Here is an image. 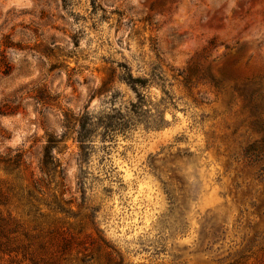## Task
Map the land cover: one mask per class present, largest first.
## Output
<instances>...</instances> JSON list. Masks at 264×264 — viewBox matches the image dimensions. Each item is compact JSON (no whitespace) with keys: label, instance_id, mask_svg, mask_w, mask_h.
<instances>
[{"label":"rangeland","instance_id":"1","mask_svg":"<svg viewBox=\"0 0 264 264\" xmlns=\"http://www.w3.org/2000/svg\"><path fill=\"white\" fill-rule=\"evenodd\" d=\"M124 65L163 125L95 133L84 160L73 124L42 172L64 112L136 101ZM0 112V160L21 156L0 163V264L58 256L48 227L79 240L56 264L102 262L99 237L124 264H264V157L242 154L264 144V0H0Z\"/></svg>","mask_w":264,"mask_h":264},{"label":"trees","instance_id":"2","mask_svg":"<svg viewBox=\"0 0 264 264\" xmlns=\"http://www.w3.org/2000/svg\"><path fill=\"white\" fill-rule=\"evenodd\" d=\"M125 71L120 75V79L125 81L135 90L137 99L134 102H130V108L127 111L123 112L118 108L111 107L108 110H100L98 112H91L85 108L83 112L74 117L69 112H64L62 119V128L65 131L56 139L53 136H49L47 139L46 145L43 149L42 159L40 161V170L50 172L52 166H54V157L51 153V148L63 140L66 132L72 128V125L76 127V141L79 143V149L81 151V159H86V149L90 144V138L95 134L99 133L102 139L112 138L116 133H123L134 126L136 123L144 121L145 125H150L152 127L158 128L163 125L165 122L162 114L158 113L156 116L152 117L151 120H148V105L146 103L145 96L142 93L137 91L138 87H145L150 81L149 78L141 76H133L129 66L124 65ZM6 73V72H5ZM160 81H163V78L159 74H154ZM163 92L166 95V98L171 99L169 90L163 88ZM1 114V112H0ZM242 154L245 158L251 162H258L264 157V144L262 141L254 140L246 144L242 148ZM20 154L16 153L13 157H8L6 159H1L0 163H3V169L8 171L9 169L16 168L21 160ZM59 166V163L56 164ZM62 169H59L61 172ZM57 209L60 212H65L69 214L67 209H64L61 205L57 204ZM47 215L39 213L38 215L32 214V220L35 222V229L41 230V226L44 222L42 218H45ZM47 223V222H45ZM58 236L61 239L59 242V250L56 249L58 256H53L51 259L45 261L44 264H56L58 258L71 246L72 242L79 243L78 237L69 231V228L65 229H55L54 227L47 228L44 233H38L37 238L41 237L39 241L40 245L45 243H52L53 239ZM101 241L100 244L96 246L97 250L102 249L100 256H102L103 261L98 262V264H124L123 258L120 253L115 250L113 247L108 245L107 241L103 237H99ZM105 248H110V251L105 250ZM91 258L81 257V264H88Z\"/></svg>","mask_w":264,"mask_h":264}]
</instances>
